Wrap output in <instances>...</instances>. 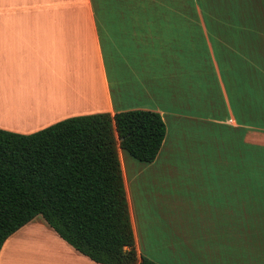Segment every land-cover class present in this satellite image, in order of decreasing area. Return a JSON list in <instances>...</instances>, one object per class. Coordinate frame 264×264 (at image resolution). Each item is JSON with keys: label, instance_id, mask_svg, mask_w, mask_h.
<instances>
[{"label": "crops", "instance_id": "0c3cea01", "mask_svg": "<svg viewBox=\"0 0 264 264\" xmlns=\"http://www.w3.org/2000/svg\"><path fill=\"white\" fill-rule=\"evenodd\" d=\"M7 14L15 17L0 22V129L30 134L73 116L153 110L166 134L149 163L168 144L165 151L180 157L182 144L204 170L211 169L213 135L223 136V150L239 160L240 186H129L119 150L136 249L158 264H264V127L255 123L258 101L213 56L211 26L195 0H145L138 6L126 0L108 6L104 0H0V15ZM30 15L42 21H30ZM197 56L210 59L214 117L196 116ZM84 70L95 83L82 81ZM23 89L34 97L28 103L20 98ZM37 94L49 104H35ZM25 107L28 116L6 115ZM23 244L28 246L20 256ZM36 251L41 264L52 253L58 264H99L35 218L5 240L0 264H35Z\"/></svg>", "mask_w": 264, "mask_h": 264}, {"label": "trees", "instance_id": "16d2710c", "mask_svg": "<svg viewBox=\"0 0 264 264\" xmlns=\"http://www.w3.org/2000/svg\"><path fill=\"white\" fill-rule=\"evenodd\" d=\"M165 134L161 115L146 109L73 116L30 134L0 129V249L41 215L96 263L158 264L136 249L119 150L153 162Z\"/></svg>", "mask_w": 264, "mask_h": 264}, {"label": "rangeland", "instance_id": "374dc122", "mask_svg": "<svg viewBox=\"0 0 264 264\" xmlns=\"http://www.w3.org/2000/svg\"><path fill=\"white\" fill-rule=\"evenodd\" d=\"M195 1L202 10L206 24L211 26L209 34L213 43V56H216L219 65L223 63V66L226 67L231 76L230 78L238 80V87L240 83L243 85L242 87L249 96V99L253 98V100L258 101V105L256 106L257 113L255 114L256 122L255 119L254 122L264 127V0ZM0 16V22L6 23L12 22V19L15 17L9 14ZM26 18H30V21L33 18L34 22L42 21L39 15H30L26 16ZM214 20H218V22H214ZM216 39H220V42H217ZM102 48L106 65L109 66L111 59L109 58L107 43L102 42ZM220 48L222 50L221 55L218 53ZM207 60L203 62V59L200 60L198 56L195 59L194 77L197 117H208L210 115V117H214L216 115L214 102L217 97H214V90L208 87L207 75L209 70L206 65L210 63V59ZM86 63L84 59L85 66ZM83 72V82H88V80L91 81L92 79L95 83V80L91 76L87 77L86 70ZM83 88L84 94L88 95L87 85H83ZM96 93L95 91V95ZM21 94L23 95L20 98L27 103L31 98H34L27 89H23ZM38 94L35 95L37 96L35 97L37 99L34 100L35 104H49V102H45L44 97H42L43 95ZM201 110L203 113H201ZM15 111L6 112V115L17 117L20 115L28 116L30 113L26 107ZM220 111H217L218 114H221ZM222 138L223 136L221 135L219 137H214L213 135L211 169L206 168L205 170L203 169L202 161V168H199L197 159L194 162V158L188 157V151H186L185 146L182 144L180 157L176 156L174 158L171 152L165 151L170 146L168 144L165 146L164 152L160 155L159 159L152 164L140 162L131 157L128 152L122 151L124 154L123 166L128 179V185L240 186L238 175L241 172H239V168H236L239 160L234 159L235 155H232L233 152L231 150L227 153L223 150V146L218 141ZM260 193L264 194V188H261ZM42 220L41 215L35 217V221ZM27 246V244L19 246V249H23L19 251L20 256L27 250ZM35 248H38L37 243ZM44 257H46L44 264H58L59 262V256L57 257L53 253ZM35 258V264H41L39 262L41 253L36 251ZM51 259L54 263L51 262Z\"/></svg>", "mask_w": 264, "mask_h": 264}, {"label": "bare ground", "instance_id": "6f19581e", "mask_svg": "<svg viewBox=\"0 0 264 264\" xmlns=\"http://www.w3.org/2000/svg\"><path fill=\"white\" fill-rule=\"evenodd\" d=\"M255 3H257L256 1H255ZM259 5V4H258ZM123 158V157H122Z\"/></svg>", "mask_w": 264, "mask_h": 264}]
</instances>
